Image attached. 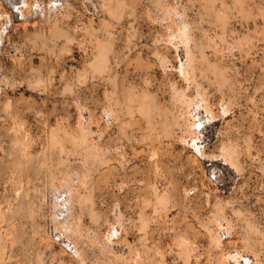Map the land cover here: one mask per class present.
I'll list each match as a JSON object with an SVG mask.
<instances>
[{
	"label": "rangeland",
	"instance_id": "rangeland-1",
	"mask_svg": "<svg viewBox=\"0 0 264 264\" xmlns=\"http://www.w3.org/2000/svg\"><path fill=\"white\" fill-rule=\"evenodd\" d=\"M0 264H264V0H0Z\"/></svg>",
	"mask_w": 264,
	"mask_h": 264
}]
</instances>
